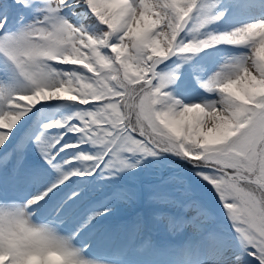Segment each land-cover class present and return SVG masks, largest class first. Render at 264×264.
<instances>
[{
	"label": "snow or ice",
	"instance_id": "1",
	"mask_svg": "<svg viewBox=\"0 0 264 264\" xmlns=\"http://www.w3.org/2000/svg\"><path fill=\"white\" fill-rule=\"evenodd\" d=\"M0 264H264V0H0Z\"/></svg>",
	"mask_w": 264,
	"mask_h": 264
},
{
	"label": "rangeland",
	"instance_id": "2",
	"mask_svg": "<svg viewBox=\"0 0 264 264\" xmlns=\"http://www.w3.org/2000/svg\"><path fill=\"white\" fill-rule=\"evenodd\" d=\"M127 214H128V213H121V214H119L117 217L113 218V221L116 220V219H120V218L122 219V218H123L125 215H127ZM113 221H112V222H113Z\"/></svg>",
	"mask_w": 264,
	"mask_h": 264
}]
</instances>
